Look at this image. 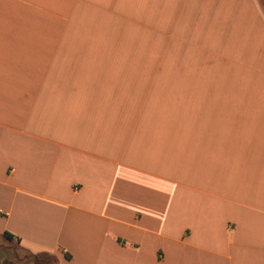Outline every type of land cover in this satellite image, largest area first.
Returning <instances> with one entry per match:
<instances>
[{
	"label": "crops",
	"instance_id": "1",
	"mask_svg": "<svg viewBox=\"0 0 264 264\" xmlns=\"http://www.w3.org/2000/svg\"><path fill=\"white\" fill-rule=\"evenodd\" d=\"M5 233L59 264H264V0H0Z\"/></svg>",
	"mask_w": 264,
	"mask_h": 264
},
{
	"label": "rangeland",
	"instance_id": "2",
	"mask_svg": "<svg viewBox=\"0 0 264 264\" xmlns=\"http://www.w3.org/2000/svg\"><path fill=\"white\" fill-rule=\"evenodd\" d=\"M130 40L126 39V43L129 44ZM148 54H141L140 60L142 62L152 61V58ZM157 62L164 61L163 54H157ZM154 60H156L154 58ZM158 73L163 72L161 70L157 71ZM30 253L24 249L16 240L10 242L3 235L0 234V264L3 263L5 259H17L19 264H29V260L26 259V255ZM46 255V254H44ZM48 255V254H47ZM49 256V255H48Z\"/></svg>",
	"mask_w": 264,
	"mask_h": 264
},
{
	"label": "trees",
	"instance_id": "3",
	"mask_svg": "<svg viewBox=\"0 0 264 264\" xmlns=\"http://www.w3.org/2000/svg\"><path fill=\"white\" fill-rule=\"evenodd\" d=\"M4 237L10 242H14L15 239L13 235L5 233ZM18 242V241H17ZM66 259H70L68 254L65 255ZM26 259L29 260V264H59V260L55 255H37L28 253ZM2 264H19L17 259H5Z\"/></svg>",
	"mask_w": 264,
	"mask_h": 264
}]
</instances>
